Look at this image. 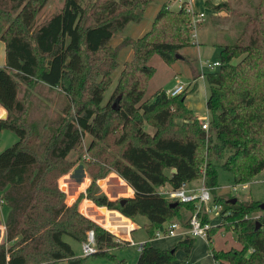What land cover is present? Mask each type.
<instances>
[{
	"label": "trees",
	"instance_id": "1",
	"mask_svg": "<svg viewBox=\"0 0 264 264\" xmlns=\"http://www.w3.org/2000/svg\"><path fill=\"white\" fill-rule=\"evenodd\" d=\"M48 1L0 0V41L6 60L0 67V106L7 113L0 118V130L18 136L0 152V200L9 209L0 264H58L69 258L57 240L60 234L82 243L92 230L98 250L122 246L109 230L81 213L83 198L130 219L136 215L147 219L148 239L135 264H173L179 248L187 257L194 237L186 236L167 249L155 247L151 240L155 229L180 219L184 209L193 211L195 202L170 207L173 200L159 188L167 184L174 189L203 177L205 186L215 189L219 168L231 174L234 185L264 173V0L253 13H239L244 23L241 34L234 44L219 46L218 69L205 73L210 113L206 130L184 102L193 87L175 96L157 89L151 100L141 102L147 84L139 74H152L148 59L157 55L169 64L178 60V51L191 46L189 16L183 9L173 13L163 3L149 31L113 45L117 31L140 23L159 0H88L85 6L79 0H65L59 13L37 26V16ZM206 6L228 12L229 27L220 30L222 39L239 33L231 20L235 12L226 3ZM120 58L124 67L115 102L121 106H101ZM200 76L197 72L195 79ZM38 84L69 97L71 116L66 104L56 118L31 117L30 95ZM144 123L154 128L152 134L143 129ZM84 134L92 137L86 148L89 159L83 161L90 183L68 205L59 180L73 166L68 154L80 147ZM80 170L84 174L82 165ZM110 172L133 190L123 203L122 198L110 199L97 184ZM227 200L221 203L220 225L207 236L213 260L264 264V218L252 216L256 210L264 212L260 202ZM115 217L122 224L117 226L128 223ZM202 219L208 221L204 215ZM107 222L113 221L107 216ZM232 226L241 248L215 249L211 233Z\"/></svg>",
	"mask_w": 264,
	"mask_h": 264
},
{
	"label": "rangeland",
	"instance_id": "2",
	"mask_svg": "<svg viewBox=\"0 0 264 264\" xmlns=\"http://www.w3.org/2000/svg\"><path fill=\"white\" fill-rule=\"evenodd\" d=\"M64 1L65 0H49L42 12L37 16V26L43 24L52 16L59 13L63 8ZM79 1L83 6H85L88 0ZM104 1L105 0H101L99 2L102 3ZM163 3L165 5L167 3V10H169L170 12L174 13L178 9V4L168 2L167 0H159L157 2L152 3L147 9L140 23H131L127 25L123 30L117 31L114 34L113 45H116L124 39H138L143 36L147 31H149L152 22L159 9L163 6ZM258 3L259 0H229L226 3L228 8L231 11L235 12L232 18H230L233 21L234 25H238L239 29V33L236 36L231 35L229 39H222L220 37L222 36L220 30L222 28H226V15L216 17L219 19V22H223L224 25H212L210 30L205 24H207L208 21L211 24L215 23V18H213L212 16L214 10L210 7H206L205 10L207 16L204 17L202 20V22L204 21L203 25L205 27L202 30L203 34L201 37V45L198 44L200 43L201 39L190 38L191 46L183 48L182 50L177 52V55L181 56L183 60H175L169 64H166L157 55H152L148 59L146 65L152 69V74L149 76H143L144 74L142 73L139 74L140 78H144L147 84L141 102L151 100L153 98V93L157 89H171L179 81L184 84H188L189 78L190 80H194L195 74L198 72L201 73V76L198 77L196 82L192 84L193 88L188 87L187 92L191 88L192 90L188 92L184 102L186 106L199 119H210V113L206 108V99L209 94V85L205 77V73L215 71L218 69V67L215 66L213 69H210L207 66V63H213L218 60L220 52L219 46L222 45V43H235V41L237 40L236 37L238 38L241 34L244 24L243 21L240 20V18L238 17L239 13H253L254 8ZM226 14H228V12ZM209 30L211 31V33H209ZM196 40H198V45H194ZM198 47H201L200 52L197 51ZM130 55L131 51H128L125 56L126 61L130 59ZM123 67V58H120L119 67L113 72L112 80H110L109 84L106 86L105 91L103 92V100L101 102V106L108 105L113 108L118 105L121 106L120 103L115 102V99L118 95H120V93L116 91V88L119 84V76ZM187 68L189 71L187 70ZM22 94L23 93L20 92L19 95L22 96ZM66 104H68V117H70L73 104L69 97L67 99V97H65L63 94H57L54 90H49L46 86L38 84L35 86V88H33L32 94L30 95V114L31 117L36 119H53L60 115L61 109ZM116 122L117 120H113V123ZM143 129L149 132L150 134L154 132V128L147 123L143 124ZM17 139L18 136L13 131L7 129L0 130V152L8 146L12 145L15 141H17ZM91 140L92 137L89 134H84L80 147L68 154V162L73 163V166L68 170V173L65 174L67 179H63L61 177L59 180L60 187L63 191H66L67 185L68 193H71L74 188H79L82 185V182L84 181L85 177L83 176L84 174L81 173V165L85 170V174H87L86 177L88 176L90 178V175L86 171V166H84L83 161H87L89 159L86 156V148ZM217 174V187L215 189H210L211 198L213 202L209 203L208 207L210 206V208H212L214 199H216V202L220 204L225 200L231 198H237L238 201H257L260 203H264V173L257 174L253 180L246 184L245 187H242V185H234L231 174L222 168L218 169ZM108 175H106V177H108ZM103 179H99L97 181V184L102 185L104 183ZM109 181L113 184L112 192H119L120 194V197H117L116 195V199L126 198L124 188L121 187L114 179H109L108 183ZM200 184L201 181L196 179L188 183L187 187H197ZM164 189H167V186L160 188V190ZM8 211V206L3 201H0L1 225L5 221ZM181 213L184 215L181 217V219H179V223L182 222L183 218H185L187 215L184 210H182ZM257 215H262L264 218V212L262 213L256 210L253 212L252 216ZM207 216L210 220L211 225H220V216H218L215 211L207 210ZM132 220L139 225V229L131 233V238L136 242L147 241L148 234L145 228V224H148L147 219L142 215H136L134 218H132ZM211 234L212 245L215 249L229 250L241 248V245L237 239V233L231 227H219L216 231H213ZM1 235L2 231L0 230V237ZM179 238L180 237L158 238L154 239L152 241V244L156 247L164 248L166 246H169L173 242V240L176 241L175 239ZM57 240L66 249L69 247L72 255V259L61 260L58 262V264H135L136 258L139 254V252H137L136 250V246L127 243V241H123L124 244L122 246H116L100 250L97 254L85 257L82 253V243L77 241L72 236L68 234H60L59 236H57ZM171 247L172 246H170V248ZM173 264H215L211 256L210 248L207 243V238L196 237L194 240L193 248L187 257H185L184 251L179 248L175 252V261Z\"/></svg>",
	"mask_w": 264,
	"mask_h": 264
},
{
	"label": "built area",
	"instance_id": "3",
	"mask_svg": "<svg viewBox=\"0 0 264 264\" xmlns=\"http://www.w3.org/2000/svg\"><path fill=\"white\" fill-rule=\"evenodd\" d=\"M167 1L178 4L179 9H183L188 14L190 38L195 39L197 27L202 22L205 15L203 13H194V11L190 6V0H167ZM219 65H220L219 61H215L213 63H209V62L207 63V66L210 69H213L215 66L218 67ZM188 87L189 88L191 87L190 83L184 84L179 81L171 89L165 90V93L169 96H175L185 90H188ZM202 128L205 130L208 128V119L202 120ZM200 181L201 184L194 189H187L186 188L187 183H182L181 186L178 188L173 189L169 187L168 189L159 190L163 195L167 196L169 199L176 202L186 203V202L194 201L195 208L193 211H190V215L185 222L179 223L178 222L179 219H174V220L166 221L160 228L155 229L154 237L152 238V240L158 238H166V237L167 238L180 237L179 239H175L176 241H178L184 239L186 236H191L194 238L196 237L207 238L209 230L212 227H214L213 225H211L210 220L208 219L207 210L215 211L218 214V216H220L221 219L222 216L220 215V211L222 210V205L214 201L212 208H210V206L208 207V204L213 202L210 193L211 191L209 187L205 186L203 177L200 178ZM240 185H242V187L246 186V184H240ZM163 187L164 186L160 188ZM80 211L85 216L92 219L103 228L109 230L113 234L115 241L120 243L123 242L124 240L123 236L120 235L119 232L115 233L114 231V229L117 228V225H120V223L115 224L114 222H112L111 224H109L107 222V216L101 215L102 213L98 209H95V212L91 213L86 205L82 206ZM203 215L206 216L208 221L205 222L203 221L202 219ZM124 228L126 231V235L129 236L127 239H125L127 243L136 246V250L138 252L141 251L142 245L145 241L136 242L130 237L131 232L135 229H138V226H136L134 223L128 222L124 226ZM231 228H233V226ZM98 251L99 250L96 247L94 241V233L92 230H90L87 233L86 240L82 242V253L86 257L93 254H97ZM215 264L218 263L215 261Z\"/></svg>",
	"mask_w": 264,
	"mask_h": 264
},
{
	"label": "crops",
	"instance_id": "4",
	"mask_svg": "<svg viewBox=\"0 0 264 264\" xmlns=\"http://www.w3.org/2000/svg\"><path fill=\"white\" fill-rule=\"evenodd\" d=\"M229 0H190V6H191V8H192V10L194 11V13H203V14H205V17L207 16L206 15V2H208L211 6H216V5H219V4H222V3H227ZM177 8L179 9V6H177ZM177 9V10H178ZM227 12L226 11H213V13H212V16H213V18H215V23L214 24H211L209 21H208V23L207 24H205L206 26H207V28H209L210 30H211V26L212 25H215V24H217V25H219V24H223V22L221 23V22H219V19L218 18H216V17H220V16H222V15H226V17H225V24H226V19L228 18V14H226ZM213 22V21H212ZM203 23H204V21L202 22V23H200L199 25H198V32H196V38H199V39H201V37H202V34H203V28L205 27L204 25H203ZM224 25V24H223ZM229 27V25H227L226 26V28H228ZM226 28H222L221 30H223V29H226ZM214 29V28H213ZM212 29V30H213ZM209 30V33H211V31ZM197 31V30H196ZM201 42H202V39H201V41H200V43H198V40H196L195 41V43H194V45H201ZM198 43V44H197ZM200 49H201V47L199 48L198 47V52H200ZM178 60H183V58L180 56V59H178ZM6 65V60H5V44L2 42V41H0V67H4ZM187 70H188V68H187ZM189 71V70H188ZM188 76H189V73H188ZM196 80L197 79H194V80H190V78H189V82L188 83H190V85H191V87H192V84L194 83V82H196ZM6 113V110L4 109V108H2L1 106H0V117H2L4 114ZM86 175L87 174H85V172H84V181L82 182V185L79 187V188H74L73 189V191H71V193H68V185H67V189H66V191H65V193H66V203L68 204V205H70V204H72L76 199H77V197H78V195L81 193V192H84L85 191V188H86V186L88 185V183L90 182V178L87 176L86 177ZM62 178L64 179V178H66L67 179V177H66V175H63L62 176ZM109 179H114V180H116L117 181V183L121 186V187H123L124 188V192H125V197L126 198H128V197H132L133 196V190H132V188L131 187H129L121 178H119L115 173H110L109 175H108V177H106V178H104L103 180H104V183L101 185V184H99L100 185V187H101V189H102V191L110 198V199H116V195H117V197H120V194H119V192H117V193H115V192H112V187H113V184L109 181V183H108V180ZM198 180H200V179H198ZM191 182V181H190ZM190 182H187V184L188 183H190ZM165 186H167V189L169 188V185H165ZM164 186V187H165ZM186 188L187 189H194V188H196V187H194V186H188L187 187V185H186ZM159 190H160V188H159ZM1 201V200H0ZM84 205H86L87 207H88V210L91 212V213H93V212H95V209H98L99 211H101V213H102V215H104V216H108L115 224H117L118 222L116 221V217H115V214H118V215H120L121 216V218H125V219H127L128 220V222H131V223H134L136 226H138V229H139V225L135 222V221H133L132 219H130V218H128V217H125V216H123L122 214H120L118 211H116V210H108V209H106L105 207H98V206H96L94 203H92L90 200H88V199H86V198H83L81 201H80V204H79V210L81 209V207L82 206H84ZM103 210H105V211H103ZM111 212V213H110ZM184 212H186L187 213V215H186V217L185 218H183V221L182 222H185L187 219H188V217H189V215H190V211H188V210H185L184 209ZM184 214H182V216H183ZM181 216V217H182ZM120 225H122V224H120ZM4 222H3V224L1 225L0 224V230L2 231V235H1V237H0V242H2L3 240H4V235H5V229H4ZM135 230H137V229H135ZM135 230H133V231H135ZM114 231H115V233L116 232H119L120 233V235H122L123 236V238H124V240L123 241H125L126 242V240L125 239H127L129 236H127L126 235V231H125V228H124V226H117V228H115L114 229ZM132 231V232H133ZM131 232V233H132ZM130 237H131V234H130ZM153 241V240H152ZM151 241V242H152ZM81 243V242H80ZM120 243V242H119ZM122 244H124V242H121ZM175 243V241L173 240V242L169 245V246H166V247H164V248H161V247H158V248H161V249H167V248H170V246H173V244ZM156 247V246H155ZM67 250H68V253H69V258H61L60 259V261L61 260H66V259H72V255H71V252H70V248L68 247L67 248ZM104 250V249H103ZM100 251V250H99ZM138 252V251H137ZM137 259V258H136ZM213 259V258H212ZM136 262V261H135ZM215 262V261H214Z\"/></svg>",
	"mask_w": 264,
	"mask_h": 264
},
{
	"label": "water",
	"instance_id": "5",
	"mask_svg": "<svg viewBox=\"0 0 264 264\" xmlns=\"http://www.w3.org/2000/svg\"><path fill=\"white\" fill-rule=\"evenodd\" d=\"M176 58L177 59H180V56L179 55H176ZM6 114L7 113H5L2 117H0V118H5L6 117ZM171 171L172 172H175V169H171ZM125 201V198H122L121 199V203H123ZM236 201V198H231V199H229V200H227V202H229V203H234ZM175 205H177V202L176 201H173V202H171L170 204H169V206L170 207H173V206H175ZM259 207L261 208V209H264V203H260L259 204ZM257 226H259V224L257 223ZM172 252H173V250H172Z\"/></svg>",
	"mask_w": 264,
	"mask_h": 264
}]
</instances>
